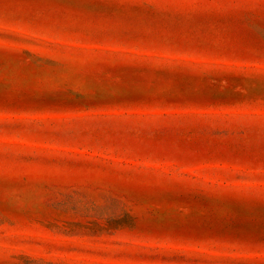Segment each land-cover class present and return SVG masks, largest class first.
<instances>
[{
  "label": "rangeland",
  "instance_id": "374dc122",
  "mask_svg": "<svg viewBox=\"0 0 264 264\" xmlns=\"http://www.w3.org/2000/svg\"><path fill=\"white\" fill-rule=\"evenodd\" d=\"M0 264H264V0H0Z\"/></svg>",
  "mask_w": 264,
  "mask_h": 264
}]
</instances>
